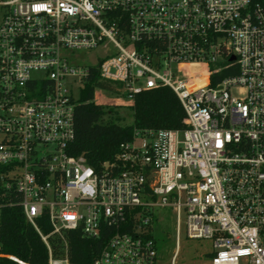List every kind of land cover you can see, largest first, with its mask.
<instances>
[{"label":"built area","instance_id":"obj_1","mask_svg":"<svg viewBox=\"0 0 264 264\" xmlns=\"http://www.w3.org/2000/svg\"><path fill=\"white\" fill-rule=\"evenodd\" d=\"M109 45L96 65L75 59ZM93 66L117 83L113 95L95 88V102L129 106L165 86L184 126L134 129L97 170L68 154ZM0 166V207L21 208L47 264H70L64 233L76 229L104 236L94 264H156L159 207L176 242L182 230L211 242L207 264H264V0H0Z\"/></svg>","mask_w":264,"mask_h":264},{"label":"trees","instance_id":"obj_2","mask_svg":"<svg viewBox=\"0 0 264 264\" xmlns=\"http://www.w3.org/2000/svg\"><path fill=\"white\" fill-rule=\"evenodd\" d=\"M116 87L117 83L100 79L97 66H93L74 103L73 139L67 145L66 151L73 156H84L87 164L95 170L101 169L104 162L111 163L114 160L119 145L132 139L134 129L144 131L184 126V113L180 103L165 86L136 93L133 102L128 106L132 112V122L121 123L122 116L118 113V105H103L93 100L95 88L113 95ZM3 169L0 166V173ZM8 201L5 195H0V203ZM36 223L43 235L49 234L50 226L45 221V216L37 218ZM64 236L67 242L66 256L70 264H94L105 240L103 235L85 237L78 229L69 230ZM46 241L54 256H63L64 245L57 236L49 235ZM0 252L27 264H47L46 244L15 203H5L0 207ZM0 264L18 263L3 256L0 257Z\"/></svg>","mask_w":264,"mask_h":264},{"label":"rangeland","instance_id":"obj_3","mask_svg":"<svg viewBox=\"0 0 264 264\" xmlns=\"http://www.w3.org/2000/svg\"><path fill=\"white\" fill-rule=\"evenodd\" d=\"M109 45L106 50L90 49L76 51L75 59L82 66L96 65L104 58L105 52L111 50ZM197 71L192 70V74ZM78 85L76 84L75 93ZM112 96V99H115ZM118 113L122 116L121 123L132 122V112L128 106H119ZM152 231L156 240L157 261L156 264H171V257L175 253L173 264H207L209 253L212 250L211 242L207 239L188 238L182 230L175 241L174 215L165 207H159L152 211Z\"/></svg>","mask_w":264,"mask_h":264},{"label":"water","instance_id":"obj_4","mask_svg":"<svg viewBox=\"0 0 264 264\" xmlns=\"http://www.w3.org/2000/svg\"><path fill=\"white\" fill-rule=\"evenodd\" d=\"M232 59V58H231Z\"/></svg>","mask_w":264,"mask_h":264}]
</instances>
